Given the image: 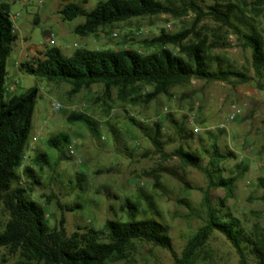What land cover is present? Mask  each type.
I'll list each match as a JSON object with an SVG mask.
<instances>
[{
  "label": "rangeland",
  "instance_id": "1",
  "mask_svg": "<svg viewBox=\"0 0 264 264\" xmlns=\"http://www.w3.org/2000/svg\"><path fill=\"white\" fill-rule=\"evenodd\" d=\"M3 1L9 3L8 0ZM101 1L105 0H15L9 5L11 15H18L14 20L18 40L8 61L7 97L24 94L34 87L39 89L29 140L31 147H28V154L30 151L32 154L28 155L23 166H34L32 160L37 152L49 156L48 166L42 170L34 166L40 185L33 188L32 196L44 205L50 227L58 226L64 218L69 235L78 228L102 230L108 220H128L127 210L122 209L129 199L143 205L136 213L138 218L155 217L169 228L175 251L181 254L187 241L204 224L206 216L202 201L208 180L202 171L185 167L172 154L183 147L199 154L205 167L216 145L224 156L235 155L218 163L220 175L224 178L238 177V181L231 198L226 197L223 189L212 190L213 202L219 204L221 199H225V210L247 231L257 227L264 240V202L261 200L262 190L257 185L258 179L264 177V92L254 84L192 80L155 101H141L134 106L122 102L117 90L108 95L101 84L72 95V87L67 83H48L15 71L14 64L21 53L31 54L29 60L32 61L51 47H58L67 57L78 49H131L148 53L150 50L142 45L145 40L157 37L162 31L176 34L192 28L197 18L192 12L180 18L162 14L133 19L113 28H101L96 34L83 37L76 33V28L85 22L84 18L68 22L58 14L69 3L92 11ZM160 1L179 8L191 0ZM219 1L226 0H195L205 10ZM231 1L243 11L239 19L233 21L234 25L245 31L254 29L264 40V0L261 5L257 4L258 0ZM196 32L208 36L217 45L212 55L219 58V64L254 77L252 52L243 47L233 29L207 17L197 25ZM114 33L118 37H114ZM52 35L54 44L50 43ZM10 85L15 86V92L9 90ZM151 91L150 87L144 89V93ZM54 102L62 105L60 112L52 109ZM234 107L241 113L231 120ZM72 112L88 115L98 132L81 123H70L68 118ZM192 114L197 116L198 126L202 129L199 134L193 132L194 127L189 121ZM130 118L143 127L134 126ZM155 119L161 121L162 150L152 141ZM60 133L70 138V144L63 153L47 143L49 138ZM33 138L38 139L35 149L31 144ZM70 147L74 155L70 153ZM19 174L22 175V169ZM185 185L190 189H185ZM182 200L189 204L190 209L180 203ZM149 202L154 206L152 211ZM68 208L75 211L70 212ZM8 219L0 207V229ZM18 262V256L0 249V264ZM109 264L175 262L168 251L136 242L126 260ZM197 264L240 263L232 245L224 236L215 233ZM251 264H255L254 261Z\"/></svg>",
  "mask_w": 264,
  "mask_h": 264
},
{
  "label": "trees",
  "instance_id": "2",
  "mask_svg": "<svg viewBox=\"0 0 264 264\" xmlns=\"http://www.w3.org/2000/svg\"><path fill=\"white\" fill-rule=\"evenodd\" d=\"M263 0H258L261 5ZM196 15L192 28L176 34L160 35L145 40L142 45L150 50L142 53L131 49L118 51H91L78 49L70 57L58 47L47 48L41 57L20 65V70L48 83H67L71 94L77 95L93 85L101 84L109 95L118 91L122 102L137 106L141 101L150 103L173 89L188 84L192 80L223 82L232 85L252 83L264 92V40L254 29L245 31L236 27L234 20L243 14L242 9L231 0L216 2L206 10L195 0L176 8L171 3L160 0H105L92 11L79 4H66L58 14L63 21L72 22L84 18L85 22L76 28V33L88 37L101 28H113L119 23L146 17L168 14L180 18L188 13ZM210 17L216 23L233 29L245 49L252 52L251 68L254 77L231 67H223L219 58L212 55L217 45L209 37L196 32L203 19ZM241 23V22H240ZM18 35L11 19L9 4L0 5V207L9 219L0 229V249L12 256H18L17 264H109L124 261L136 242L147 243L168 251L175 264H197L215 233L226 238L236 250L240 264H264V240L256 227L247 231L239 220L226 209V200L219 204L212 200L211 191L223 189L226 197H233L238 177L224 178L217 165L233 153L224 156L214 145L211 160L202 166V157L179 147L172 156L177 157L185 167L202 171L208 180L202 205L205 211L204 224L187 241L181 254L175 251L169 228L155 217L138 218L141 203L125 201L123 211L128 220H108L102 230L93 227L78 228L68 234L62 218L59 225L51 228L44 205L36 201L32 193L40 185L34 166L43 169L49 165V156L37 152L33 165L23 166L33 128L35 107L39 97L37 87L26 93L7 97L8 61L13 53ZM150 87L149 93L144 89ZM170 118L172 116L170 115ZM134 126L143 125L129 119ZM70 123H81L97 133L96 125L86 114L69 115ZM160 120L155 124L153 143L160 150L162 128ZM183 132L182 129H179ZM194 132V131H193ZM210 134V132H208ZM48 145L63 153L70 144L67 134L60 133L48 139ZM208 153L207 151H205ZM22 169V175L19 170ZM218 175V176H217ZM79 182L81 178L78 179ZM264 202V177L258 179ZM158 187V183L155 184ZM190 187L185 185V189ZM48 202L50 199L48 198ZM182 205L189 204L182 200ZM152 211L154 206L148 203ZM78 207V206H77ZM59 208L62 206L59 204ZM74 212V208H68Z\"/></svg>",
  "mask_w": 264,
  "mask_h": 264
},
{
  "label": "built area",
  "instance_id": "3",
  "mask_svg": "<svg viewBox=\"0 0 264 264\" xmlns=\"http://www.w3.org/2000/svg\"><path fill=\"white\" fill-rule=\"evenodd\" d=\"M10 1H15V0H10ZM1 3L2 2H0V5H1ZM18 17V15L17 16H14V15H11V19H12V21H13V24H14V20L16 19ZM14 29H15V31L17 30L16 29V26H15V24H14ZM113 36L114 37H118V35L116 34V33H114L113 34ZM54 35H52L51 36V38H50V43H52V44H54ZM76 47V46H75ZM15 90V88L14 87H12L11 89H10V91H14ZM52 109L55 111V112H60L61 110H62V105L59 103V102H54L53 104H52ZM240 110L239 109H237L236 107H234V111H233V114L231 115V120H235L239 115H240ZM165 115L167 114V111H165V113H164ZM155 123L156 122H158L159 121V119H155V120H153ZM189 121H190V123L193 125V131H194V133L195 134H199V133H201L202 132V129L198 126V123H197V116L195 115V114H192L191 116H189ZM36 142H38V139L37 138H33V142H31V144L32 145H34ZM30 147H31V145H30ZM29 147V148H30ZM70 153L72 154V155H74V151L72 150V147H70ZM27 158H28V151L26 152V154H25V157H24V161L25 160H27ZM262 166L264 167V163L262 164Z\"/></svg>",
  "mask_w": 264,
  "mask_h": 264
},
{
  "label": "crops",
  "instance_id": "4",
  "mask_svg": "<svg viewBox=\"0 0 264 264\" xmlns=\"http://www.w3.org/2000/svg\"><path fill=\"white\" fill-rule=\"evenodd\" d=\"M9 1V3H7V2H4L3 0H0V2H2V3H6V4H9L10 5V3H14L15 1H10V0H8ZM75 46V45H74ZM31 57V54H29V53H27L26 55H25V53L23 52V53H21V55L18 57V59L15 61V64H14V69H16L15 71H21L20 70V68H18V65L20 66L22 63H24V62H27V61H30L29 60V58ZM33 57V56H32ZM17 66V67H16ZM12 87H14L15 88V86L14 85H10L9 86V90L12 88ZM16 91V88H15V90L14 91H12V92H15ZM37 145H33V148L35 149V147H36ZM32 154V151H30L29 152V154L28 155H31Z\"/></svg>",
  "mask_w": 264,
  "mask_h": 264
}]
</instances>
